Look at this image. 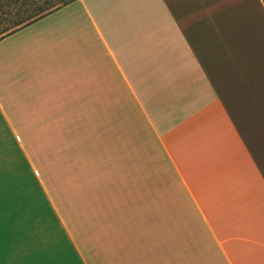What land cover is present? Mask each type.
<instances>
[{
  "label": "crops",
  "instance_id": "obj_1",
  "mask_svg": "<svg viewBox=\"0 0 264 264\" xmlns=\"http://www.w3.org/2000/svg\"><path fill=\"white\" fill-rule=\"evenodd\" d=\"M21 137L77 138L73 182L117 207L86 204L103 216L88 240L58 208L75 237L52 253L49 223L28 221L54 179L35 201L0 157L3 264H264V0H71L4 34L0 141L32 169Z\"/></svg>",
  "mask_w": 264,
  "mask_h": 264
},
{
  "label": "rangeland",
  "instance_id": "obj_2",
  "mask_svg": "<svg viewBox=\"0 0 264 264\" xmlns=\"http://www.w3.org/2000/svg\"><path fill=\"white\" fill-rule=\"evenodd\" d=\"M41 2L45 0H40ZM49 2H53L54 4L60 5L62 0H46ZM21 7L26 10L28 8H31L27 3H23ZM23 15H26L25 11ZM2 26V25H0ZM89 131V130H85ZM23 143L26 144L28 147V153L30 155V159L33 160L32 162L35 163L32 169L29 168V166L26 164V159L19 153L17 154L15 152V145L12 141V139H4L0 141V157L2 158L1 164H3L11 173L12 176H16V180L20 182L17 186L19 188L26 187V190H28L30 193H32V197L34 200H40L41 195V180H45L47 175L52 176L54 181L50 184L47 183V186L49 187L50 191V210L49 214L41 217H36L37 221H34V216H30V221H28L30 224L35 225L38 224L41 225L44 224V230H45V237L47 238V223H49V239H50V245H51V252L53 251L52 248L55 247V251L57 249L58 241H68L71 239H74V231L70 230L66 225V230L63 232V219L58 220L55 214V211L60 209V207L68 206V210H71L73 219H76L81 221L83 217L85 220V225H88L89 228L82 230L80 233L84 234V237L88 240L89 233L92 229H94L97 225L96 218L97 219H103V216L97 212L93 213L91 212L90 207H106L107 211L111 207L114 206V200L111 197V194L109 197L106 194H102L101 191H99L98 194H102L100 197H90V194L87 193L86 195L82 194L80 192L81 184L80 179L77 176L73 175L72 166H74L73 162L77 161L79 164H82V167L85 168L86 166V173L89 174L88 164H90V161L88 159L89 157V151L84 150L83 153H80L81 148V142L79 140L75 139V137H21ZM105 137H83V148L91 146L94 149V154H96V159L98 161H102L106 159L105 154H101V152H104L106 147L103 146ZM60 147V156L58 158L57 148ZM74 148H76V155H73ZM48 149V150H47ZM66 149V152L63 151ZM102 150V151H101ZM66 153V155H65ZM76 157V158H75ZM104 157V158H103ZM29 159V157H26ZM44 164L48 170V172L42 173V164ZM49 161V162H48ZM110 171V170H109ZM110 174H112L110 172ZM60 175V181L58 182V177ZM39 177L40 184L35 183V180ZM95 177L97 178H103L100 175L96 174ZM73 179L78 181L79 184H75L73 182ZM114 187L117 189V199L121 197V190L123 189L120 187V184H113ZM5 186V185H4ZM47 189V186L44 185ZM82 190V188H81ZM120 194V195H119ZM123 194L126 196L129 195H135V193H129L127 186H125V189L123 191ZM42 200V199H41ZM40 200V201H41ZM39 201V203H40ZM90 207H88V205ZM137 205V201L135 203ZM117 207V204L114 206ZM88 208V209H87ZM59 211V210H58ZM62 212L64 210L61 209ZM106 211V212H107ZM105 219L107 218H113L108 215H104ZM6 227L4 236L8 237L5 240L0 241V260L4 256L9 255L10 248H9V237L11 235V223H6L3 225ZM84 227V226H83ZM76 231V230H75ZM46 240V239H45ZM46 242V241H45ZM87 248V247H86ZM85 248V249H86ZM53 253V252H52Z\"/></svg>",
  "mask_w": 264,
  "mask_h": 264
},
{
  "label": "trees",
  "instance_id": "obj_3",
  "mask_svg": "<svg viewBox=\"0 0 264 264\" xmlns=\"http://www.w3.org/2000/svg\"><path fill=\"white\" fill-rule=\"evenodd\" d=\"M70 1L62 0L58 5L46 0H0V37ZM23 3L31 8L24 10ZM24 11L26 15H23Z\"/></svg>",
  "mask_w": 264,
  "mask_h": 264
},
{
  "label": "snow or ice",
  "instance_id": "obj_4",
  "mask_svg": "<svg viewBox=\"0 0 264 264\" xmlns=\"http://www.w3.org/2000/svg\"><path fill=\"white\" fill-rule=\"evenodd\" d=\"M0 264H3V261L2 260H0Z\"/></svg>",
  "mask_w": 264,
  "mask_h": 264
}]
</instances>
